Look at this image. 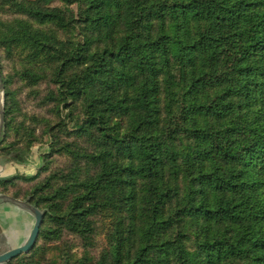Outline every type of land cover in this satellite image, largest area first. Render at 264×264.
Returning <instances> with one entry per match:
<instances>
[{
	"label": "trees",
	"instance_id": "trees-1",
	"mask_svg": "<svg viewBox=\"0 0 264 264\" xmlns=\"http://www.w3.org/2000/svg\"><path fill=\"white\" fill-rule=\"evenodd\" d=\"M0 9L17 17L0 20L3 58L21 61L27 85L49 80L47 102L66 111L47 127L48 153L25 179L34 184L17 193L7 185L18 177L0 180L1 194L43 213L35 247L5 264H264V0H0ZM0 75V157L23 162L28 150L1 148L15 105L1 58ZM54 156L70 166L37 182ZM39 242L60 243L59 258L38 259Z\"/></svg>",
	"mask_w": 264,
	"mask_h": 264
},
{
	"label": "rangeland",
	"instance_id": "rangeland-1",
	"mask_svg": "<svg viewBox=\"0 0 264 264\" xmlns=\"http://www.w3.org/2000/svg\"><path fill=\"white\" fill-rule=\"evenodd\" d=\"M34 1V0H29ZM52 6L54 7H61L62 5L59 3H53ZM70 10L76 11V7H70ZM16 16H11L8 13H5L0 9V20L2 21H9ZM0 58L3 68V76L8 79V87L12 94L15 96V105L13 106V120L10 124L7 135L4 139V143L2 144V150H8L9 152L11 149L16 148H24L29 151L27 158L30 156L31 159H37L39 154V149L43 146H49V138L47 136V127L49 125H55L60 118H62L66 111L61 108L60 113H57L49 102H47V98L49 93L53 91V87L49 80L44 82H40L38 85L31 86L27 85L25 82L21 81L20 76H18L19 72L22 71V63L18 59L16 60H7L3 58V55L0 51ZM20 59V58H19ZM5 99V98H4ZM4 106V103H3ZM25 123V128H30L35 130L34 136L30 139L27 137V132H24L21 129L18 133L22 123ZM67 128L71 130L73 128L72 122H67ZM59 137L61 138L62 142H72L76 144V147L79 146L81 148H85L87 146L81 140H73L69 136H66L65 132L59 133ZM30 139V140H29ZM32 139H34L32 141ZM32 141L31 145H28V142ZM48 153V150H46ZM49 170L47 173L42 174L41 177L37 180L39 182L45 176H48L50 173H60L61 171L65 170L68 166H70V162L68 157L66 156H54L53 159L50 161ZM39 170V169H38ZM38 170L30 167H27L25 171H19L17 174L13 175V177H18L15 181L14 186L12 187L11 184H8L10 192H17L23 193L25 190H28L34 182H27L25 179L32 178L38 174ZM0 180H8L6 178ZM36 184V182H35ZM1 194V193H0ZM5 195V194H4ZM9 196V195H7ZM11 197V196H9ZM12 198V197H11ZM19 200V199H17ZM22 201V200H21ZM109 219H102L98 221V229L96 235L94 237L95 246L92 251V257H98L100 251L105 247V230L107 225L109 224ZM30 235V234H29ZM29 237V236H28ZM28 239V238H27ZM76 247L74 248V253L79 257L82 254V249L80 248L79 242L72 237H67ZM27 241V240H26ZM25 244V243H24ZM23 244V245H24ZM22 245V246H23ZM38 251H37V258L40 260H57L60 256L61 252V244L60 243H49L44 244L42 242L38 243ZM9 247V246H8ZM12 247V246H10ZM35 247V246H34ZM12 248H7L3 244V240L0 237V254L6 253L11 251ZM5 264V263H4Z\"/></svg>",
	"mask_w": 264,
	"mask_h": 264
},
{
	"label": "crops",
	"instance_id": "crops-1",
	"mask_svg": "<svg viewBox=\"0 0 264 264\" xmlns=\"http://www.w3.org/2000/svg\"><path fill=\"white\" fill-rule=\"evenodd\" d=\"M47 146L39 149L37 159L25 157L23 162L0 157V179H9L19 171H25L27 167L40 169L42 156L46 153ZM34 225L31 214L8 203H0V237L7 248L21 247L27 240ZM9 246V247H8ZM12 246V247H10Z\"/></svg>",
	"mask_w": 264,
	"mask_h": 264
},
{
	"label": "water",
	"instance_id": "water-1",
	"mask_svg": "<svg viewBox=\"0 0 264 264\" xmlns=\"http://www.w3.org/2000/svg\"><path fill=\"white\" fill-rule=\"evenodd\" d=\"M3 103H4V88L0 75V138L2 133L3 121H4ZM0 203H8L17 206L18 208H21L22 210H25L26 212L31 214L34 218L33 228L25 244L11 251L0 254V264H4L19 255L28 254L33 249L38 238L39 228L41 226L43 213L26 202L11 198L4 194H0Z\"/></svg>",
	"mask_w": 264,
	"mask_h": 264
}]
</instances>
